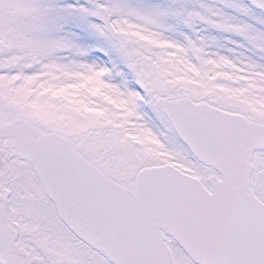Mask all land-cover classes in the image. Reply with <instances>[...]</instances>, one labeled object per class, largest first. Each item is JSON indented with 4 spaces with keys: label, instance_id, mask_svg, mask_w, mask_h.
<instances>
[{
    "label": "snow or ice",
    "instance_id": "snow-or-ice-1",
    "mask_svg": "<svg viewBox=\"0 0 264 264\" xmlns=\"http://www.w3.org/2000/svg\"><path fill=\"white\" fill-rule=\"evenodd\" d=\"M0 264H264V0H0Z\"/></svg>",
    "mask_w": 264,
    "mask_h": 264
}]
</instances>
